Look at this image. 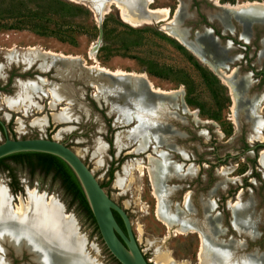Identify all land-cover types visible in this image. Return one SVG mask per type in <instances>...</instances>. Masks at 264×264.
Here are the masks:
<instances>
[{"label":"rangeland","instance_id":"374dc122","mask_svg":"<svg viewBox=\"0 0 264 264\" xmlns=\"http://www.w3.org/2000/svg\"><path fill=\"white\" fill-rule=\"evenodd\" d=\"M214 1L151 0L148 6L168 9L170 18L178 4H184V26L197 19L229 47L230 56L236 57L231 68L242 72L236 76L238 87L248 88L234 112L229 88L218 73L167 34L161 23L130 25L110 1L100 13L91 0H0V120L8 136L52 138L74 150L128 215L149 264H163L162 255L170 264H203L205 239L220 247L233 243L236 264H245L249 257L262 258L259 264H264V165L258 161L264 146L258 152L252 149L264 142V132L257 138L247 117L261 114L259 106L264 103V81L255 77L261 60L254 38L239 20L244 16L232 11L223 16L221 7L217 12L208 10ZM252 1L264 0H216L218 4ZM234 15L243 31L235 23L231 28L228 20ZM263 18L252 22L264 23ZM263 26L253 27L254 35L258 29L264 38ZM30 51L37 54L29 61ZM260 56L264 57V39ZM92 65L132 74L123 75L127 82L113 84L109 74ZM142 73L155 87L178 94L173 99L159 97L163 107L154 110V95L146 92L142 100L138 92L144 84L137 74ZM252 102L254 108L248 110ZM59 113H66L65 120L54 118ZM35 118H44L45 125L32 124ZM161 127L166 132L158 135ZM3 139L0 129V142ZM160 162L166 172L157 176L155 166ZM3 164L9 168L0 165V185L6 188L12 208L27 202L30 189L46 201L56 198L64 215L75 220L85 257L95 264H116L59 180L30 173L12 159ZM232 203L243 207L245 222H235ZM162 217L170 224H164ZM212 221L219 222L214 237L208 236ZM2 237L0 264H47L41 250L24 245L18 253ZM52 247L58 251L57 259L65 258L58 243Z\"/></svg>","mask_w":264,"mask_h":264},{"label":"bare ground","instance_id":"6f19581e","mask_svg":"<svg viewBox=\"0 0 264 264\" xmlns=\"http://www.w3.org/2000/svg\"><path fill=\"white\" fill-rule=\"evenodd\" d=\"M106 1H110L116 4L120 9L121 18L130 25L139 26L147 23H161L160 27L167 34L171 35L173 38L183 44L198 58H201L199 57V53H197V48H204L206 46L205 43H207L209 39L204 38L202 42L200 39L197 38V43L194 42V44H192L191 41L187 39L186 35L188 33V27L183 26L185 20H183V16L181 15V12L182 14L185 13L183 12L186 7L184 4H178L173 16L170 18H168V9L166 8L150 9L148 5L151 3V0H91V5H93L95 10L101 13V11H103V5ZM214 4L224 10L220 11V9L211 8H208V10L214 12L220 11L221 15L223 16L227 14V11L237 12L238 15L244 16V18H239V20L241 22H243L242 20H244V25L247 29L249 28L250 22L264 17V1H252L237 4H218L215 0ZM205 33H208V31H206ZM206 36H208V34ZM94 49L95 46L92 45L88 52V55L91 58L94 56ZM220 50L222 52H225L226 50H229V47L223 44L222 46H220ZM208 52L212 54L211 51ZM36 54L37 53H33L30 51L27 55V59L29 61L32 60L31 57H35ZM63 57L70 59L77 58V56L73 55H65ZM228 58L230 63L236 60V57ZM92 67H95L97 71L103 75L109 74L112 76H117L132 74L131 72H123L120 70L111 71L100 65H92L91 68ZM212 69L218 73L224 83L228 86L232 98V110L234 112L238 108V99L240 98V96L243 95L241 93L245 90V88H247V85L242 88L238 87V82L236 79L237 75L235 74V71L237 69L236 67H232L229 72H225L220 67H212ZM137 78L139 79V82L143 81L142 83L144 84L142 88H138L140 98L142 100H145L147 94L146 92H151L154 95V110H159L162 106V104L159 102V97L170 96L173 99L178 94L176 90L165 91L155 87L151 80L144 73L137 74ZM248 107V110H253L254 102H252ZM142 112H145L147 115L149 114L147 111ZM128 114L129 112L126 113L125 116L128 117ZM247 117L250 120L251 128L253 132H255V136L261 139L263 131V119L258 114H248ZM54 118L56 120H65L66 113L55 114ZM195 119L198 118L196 117ZM45 123L46 120L44 118H35L32 121V124L39 127H41L43 124L45 125ZM165 132V128L161 127L158 132V135H163ZM57 133L59 134V132ZM259 162L264 165V153H262L261 157L259 158ZM155 170L157 172V176L160 174H165V163H158L155 166ZM9 203V194L6 188L0 185V235L5 236L2 237L3 240H10V244L13 246L16 252L19 253L23 246L26 245L27 249L33 250L35 252L41 250L45 254L47 264H95L93 261L87 259L83 253L84 242L81 236L77 233L74 218L71 215H64L62 206L58 203L56 198H50V200L46 201L44 200L43 194L39 195L35 190L30 189L28 190L27 202H20V205H17L16 208H12L10 206L11 203ZM231 205L233 207L232 211L235 222H245L246 218L244 217L243 207L240 208L235 203H232ZM161 219L164 224H170V220L168 218L162 217ZM218 223L219 222L217 221H212L210 223V233L208 234V236L214 237L213 232L216 230V227H218ZM184 228L188 227L184 226ZM53 242L58 243V248L60 251H62L63 256L65 258H56L58 251L52 247ZM210 242H207L206 239L203 241V245H206L204 249L205 254H203L202 258L203 264H236V260L233 259L232 255L235 249L233 243H228L224 247H220L213 245L212 243L210 244ZM261 260L262 258L256 259L253 257H249L245 260V264H259ZM159 262L163 264H170L168 258L163 255L159 258Z\"/></svg>","mask_w":264,"mask_h":264},{"label":"water","instance_id":"95a60500","mask_svg":"<svg viewBox=\"0 0 264 264\" xmlns=\"http://www.w3.org/2000/svg\"><path fill=\"white\" fill-rule=\"evenodd\" d=\"M210 4L213 6V9L220 8L217 5H214L213 2ZM228 21L232 29H234V25L237 24L240 26L241 31H243V25L238 21L235 15L229 17ZM262 24L264 23H249L248 32L250 34V39L254 37L253 27ZM225 30L230 31L229 28H226ZM206 31H208V33H205ZM207 34L208 36H206ZM186 37L192 44H194V42L197 43V38L202 42L204 38L209 39V41L205 43L206 46L204 48H197V53H199V57H201L199 59L206 63L210 68H219L221 66L227 68V70L231 68V63L229 62L228 57L233 58L235 56H230L229 50H226L225 52L220 50V46L223 45V42L215 35L212 28L199 26L198 30L192 31V27L188 26ZM208 51H211L212 54ZM239 73L242 72L237 68L235 74L237 75ZM249 77H251V73H249ZM108 78L113 84L120 83L121 81H128V77L123 75H109ZM0 127L4 135V139L0 142V158L17 152L31 151L52 154L63 160L76 176L94 216L101 239L111 255L120 264H149L133 234L128 215L124 209L116 204L104 191L92 171L74 150L66 146L64 143L52 138H10L6 132L4 123L1 120ZM114 212L121 217L124 229L118 224Z\"/></svg>","mask_w":264,"mask_h":264},{"label":"trees","instance_id":"16d2710c","mask_svg":"<svg viewBox=\"0 0 264 264\" xmlns=\"http://www.w3.org/2000/svg\"><path fill=\"white\" fill-rule=\"evenodd\" d=\"M7 159H12L15 163L27 166L30 173L37 171L43 175H51L53 179L59 180L65 192L70 196L71 201L78 204L85 217L90 221L94 229L98 231L94 216L89 208L84 192L76 176L63 160L52 154L43 152H17L0 158V165L6 170H8L9 166L3 164V162ZM111 177L112 171L109 172V178ZM114 216L121 228L124 229L121 217L116 212H114ZM110 256L116 264H120L111 253Z\"/></svg>","mask_w":264,"mask_h":264},{"label":"flooded vegetation","instance_id":"af4514ba","mask_svg":"<svg viewBox=\"0 0 264 264\" xmlns=\"http://www.w3.org/2000/svg\"><path fill=\"white\" fill-rule=\"evenodd\" d=\"M198 4V3H197ZM170 9V8H169ZM197 11H198V9L196 8V13H197ZM193 18H196L195 16L193 17ZM195 20V19H194ZM199 21H202V19L199 17ZM199 23H198V21H197V19L195 20V23H194V25H192L191 27H192V31H195L194 29H196V30H198V28H199ZM196 27H198V28H196ZM258 29H260V26L258 27V26H256ZM257 29V31L255 32V35H254V43H255V45L256 46H258V51H257V57H258V59L259 60H261L260 61V65L258 66V68H256L255 69V77H256V79L258 80V82L259 83H261L260 81H264V70H263V68H264V65H263V63H264V57H261L260 56V52H261V50L263 49V39L264 38H262L261 36H260V33H261V31L260 30H258ZM262 30H264V26L262 27ZM215 33V32H214ZM218 37V36H217ZM219 38V37H218ZM220 39V38H219ZM252 78V77H251ZM253 79V78H252ZM251 89H252V86H251ZM249 92H251V90L249 91ZM262 103V102H261ZM260 103V106H259V110H261L260 108H262V110H261V114H259L260 116H261V118L263 119V122H264V103L263 104H261ZM263 132H264V129H263ZM262 132V133H263ZM264 146V142L263 141H258V143H256L253 147H252V149H255L256 150V152H258V150H260V149H262V147ZM259 161V160H258ZM258 164H260V163H258ZM246 180H244V182H245ZM231 193H235V191H232ZM249 238V237H248ZM249 240L250 241H252V239L251 238H249Z\"/></svg>","mask_w":264,"mask_h":264}]
</instances>
